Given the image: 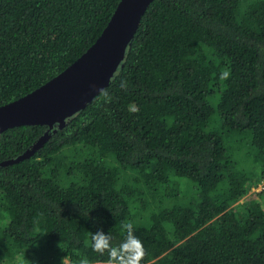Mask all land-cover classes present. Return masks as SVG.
Returning a JSON list of instances; mask_svg holds the SVG:
<instances>
[{"label":"trees","instance_id":"1","mask_svg":"<svg viewBox=\"0 0 264 264\" xmlns=\"http://www.w3.org/2000/svg\"><path fill=\"white\" fill-rule=\"evenodd\" d=\"M119 2L0 0V106ZM1 162L0 264H105L91 233L118 243L122 221L142 264H264V0H153L109 86L54 128L0 133Z\"/></svg>","mask_w":264,"mask_h":264},{"label":"water","instance_id":"2","mask_svg":"<svg viewBox=\"0 0 264 264\" xmlns=\"http://www.w3.org/2000/svg\"><path fill=\"white\" fill-rule=\"evenodd\" d=\"M152 1L120 0L101 35L76 61L32 92L0 106V133L20 125L54 128L93 100L111 83Z\"/></svg>","mask_w":264,"mask_h":264},{"label":"clouds","instance_id":"3","mask_svg":"<svg viewBox=\"0 0 264 264\" xmlns=\"http://www.w3.org/2000/svg\"><path fill=\"white\" fill-rule=\"evenodd\" d=\"M121 234L123 238L114 243V237L110 233L98 229L91 233L89 246L99 256H107L105 264H142L146 250L143 242L135 235L134 224L122 221ZM78 264H90V261L84 257Z\"/></svg>","mask_w":264,"mask_h":264},{"label":"rangeland","instance_id":"4","mask_svg":"<svg viewBox=\"0 0 264 264\" xmlns=\"http://www.w3.org/2000/svg\"><path fill=\"white\" fill-rule=\"evenodd\" d=\"M19 258L21 259L22 257L19 256ZM65 263H66V264H69V260H68V259H65Z\"/></svg>","mask_w":264,"mask_h":264}]
</instances>
